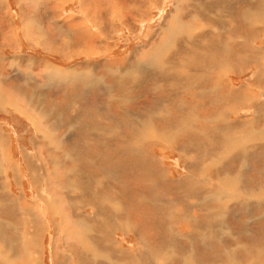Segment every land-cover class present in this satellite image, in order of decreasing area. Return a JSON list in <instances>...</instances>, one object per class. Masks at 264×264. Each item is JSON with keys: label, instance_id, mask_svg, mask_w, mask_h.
Masks as SVG:
<instances>
[{"label": "rangeland", "instance_id": "obj_1", "mask_svg": "<svg viewBox=\"0 0 264 264\" xmlns=\"http://www.w3.org/2000/svg\"><path fill=\"white\" fill-rule=\"evenodd\" d=\"M57 1L58 0H0V3H2L3 5V10L6 8L5 11L10 20L11 27H13L14 29V34H12L11 37L12 42L9 44L10 49L4 48V46L0 47L3 55V65L8 62L9 65H11L13 68L12 69L10 67H7L9 69H6L4 66H1V71H3V73L5 72L8 75V79H5L4 75L0 77V96L2 101L4 100L3 102L18 105L21 108V112L18 113L15 110L10 109V105H8V107H6L4 103V106L2 104L0 105V132L3 131V134H7L6 136L8 139H6V141L7 144L11 146L10 152L5 148L3 149L5 157L1 156L0 154V192L2 191V189L6 190V188H8L13 195V200L17 199V201L21 205L23 204V206H29L31 203L33 206L36 205L34 208H37L39 210L38 213L42 217L41 228L38 234L40 239L36 237L35 238L38 240L37 245L39 248V254L42 259V264H64V261L68 259L65 257L66 253L69 254L70 257H72L74 262H79L82 258V255L80 256V254H78V246L80 244L91 246V243L87 242L88 239L82 238L81 234L78 233L80 229L73 221L74 218L71 220V212L74 210V208H71L70 203V201L74 197V193L72 191V183L65 179V183L67 186L61 192L59 189L60 187H58L57 185L61 183V180L58 182L59 174L57 171L62 167V165L59 166L60 162L62 161V157L59 154L61 151L65 150V147L67 145V141H65L61 132V119L66 115H71V119L69 121L70 125H67V127H71L70 129H73V127H84L85 131H88L90 129L88 132L92 136H94L95 121L93 116L97 114L95 108L99 106V102H97L99 101V95L104 89L103 87H105V84L108 85L111 82L116 83L115 81L121 80L126 72H131V74L133 72L140 74H134L138 78H140L141 75L146 76L148 74V79H151V81H153L155 84H159V78L163 77V79L166 80V83L161 87L164 86L168 89L170 88L169 90L171 91L172 95H174L172 96V103L176 105V107H178L180 111L179 120L188 119V121L190 120V123H196V120L194 119V111H192L191 108L192 105L200 106L204 104L205 107H213L211 105L213 103L224 102L219 107L222 111L217 108L215 111H212L208 114L209 117L203 119L202 122L199 121L203 130L207 133V139L201 142L204 144L208 143L207 145L217 144V147L220 148L219 151L221 152L219 155L223 153L222 155L225 157L223 160H221V162L223 164H227L226 169L222 164L221 170L223 171H217L216 176H214L212 168H209L206 171L210 176V180L207 181L208 188L206 186V189L209 190L212 186H215L211 189L215 190V188L218 187L221 191H225V185H227L229 189H233L232 191L237 189V193H234L236 198L242 199V195L247 194L246 196L248 200L245 199L244 201L242 200L239 202L232 201L234 203L233 206H235L236 210L232 215L227 214L224 216L225 219L231 218L228 221L219 220V223L218 220L214 217V215L216 214H226L231 207L232 203H229L228 201H221L219 202V204H213L210 207V210L212 211L209 222L211 224L214 222L216 224L217 222V225L212 224L211 226L210 223L208 224L209 226L199 225L196 228L197 230H194L193 227H188V225L190 226V224L188 223L191 220L186 219V221L177 226L176 229L181 231L180 235L177 237V241L179 242L182 239V243L180 244H183L184 246L182 254L180 256V258L182 259L180 264H245L246 262H248L246 264H264V252H262L264 250V234H262L264 233V201H261L264 199L257 197L261 194L264 195V172L259 171L258 173L252 174V172L256 171L259 167V165L254 163L255 159L253 158V155L258 150L264 151V145H262L261 148L254 144L253 138L256 137V134L250 132L248 130L249 128L244 129L237 125L238 130L236 129V127H232V131H227L223 126H215V121L217 118L228 117V122L233 121L235 118L240 120L242 118H247L242 116H244L247 112L248 103L240 98L228 100L226 97H224V95H222L224 93L216 92L215 84L211 83V78L214 79V76L216 74L224 70L226 72L223 80L226 84L234 88H247V83L253 79L258 69L256 68V66H259V64L264 65V62L258 61V55H255L253 52L259 49L261 42L258 41L256 43V46H254L258 47V49L253 48L252 44H249L247 47L242 44L241 46L243 48H241L238 46L239 44L238 42H236V39L230 36L229 33L224 32L223 34L219 35L220 31L210 32L206 28V26H209L213 15L215 16V13H210V16V14L205 11L201 15L203 18L201 16L196 17V7H193V3H191L195 1V3L198 4L199 1L200 3H202L207 2L206 0H150L149 2H146V11L141 14L138 13L139 6L137 5V1L124 0L126 2L122 4L123 8H125V10L123 9V12L128 14L129 22L126 24L123 22L119 23L116 17H111L115 22V26L111 28L110 24L108 22H105L106 25L104 24V27L106 28L103 31L95 30L96 28L90 22L91 19L89 17L86 18L83 16L85 15V13H83V6L80 5L81 1L68 0L67 2H65L63 0H60V3L62 2L61 4ZM98 1H101V3L104 4H110L111 1L115 0ZM214 1L216 3L218 2L217 0ZM228 2H232V0L224 1V3L221 2L219 4H225ZM241 2L243 3V13L241 15L243 16L244 14V18L246 16H253V12L255 11L260 12V14H264V1L244 0ZM48 4L54 7L53 12L49 11ZM87 5L94 6L92 2H90V4L88 2ZM186 5L189 6L187 7ZM190 7L193 10H191ZM221 9L224 10V13H226V6L222 7ZM6 13H4L5 16L2 15V12L0 13V42L5 41V39L10 35V26L6 23L4 18L6 17ZM21 16L23 17V19ZM229 16L230 15L224 16L226 20L222 19L224 18L222 17V20L220 21L226 23L229 19ZM60 23H63L64 28H61ZM69 25H71V27ZM256 25L257 26H254L252 28L256 31L258 30V34L261 28H259L260 24ZM83 27H88V29L93 30V34H95V42L93 41V43L90 44H86L83 42V39L80 36V30H82ZM245 27L248 28L249 26L245 24ZM245 27H242L240 31L241 33H245V30H248ZM252 28L249 32V35L254 36L252 38H255L256 31H253ZM60 31L62 33H60ZM190 32L192 33V35H189ZM205 32L215 35V37H213L216 39V46L214 48H212V46L209 45V43L205 40V38H207ZM76 35L78 37H76ZM201 36L202 39L200 38ZM72 41L74 42L72 43ZM206 43L207 45H205ZM90 46H92L93 48ZM202 46H204L205 48H203L209 51V53L201 52ZM86 52L88 54H86ZM177 52H182L185 56L183 58L179 56L177 60L173 59V53ZM242 52L243 55H241ZM5 56H10V58H6ZM234 58H241V60L230 61V59ZM242 58H247L249 62H246ZM45 60L47 62H45ZM163 60L164 62L162 63ZM182 65L189 66V68H191V72L193 73V75L185 81H180L179 79L177 80L178 76L176 77V73L178 71H176L175 69ZM246 65H251L252 67H247ZM230 67L232 69H230ZM211 69L213 70L210 74L209 71ZM48 73L50 74V76ZM150 75L152 77H150ZM172 78L175 80H173ZM195 84H197L196 87H194ZM174 87L176 89H174ZM18 91L27 93L32 92V94H26L24 96ZM81 93L83 94V96ZM252 95H256V98L258 97V99H261L264 102V88H260L259 91L255 90V93ZM94 97L95 99L94 101H92ZM179 98L182 100H180ZM143 99L145 101L151 100V98L148 96L143 97ZM227 100L229 102H227ZM166 104L167 101L165 99H154V101L148 108L140 110L139 113L141 114H137L138 122L136 124H133L131 127L133 136L142 137L143 133L141 123L144 121V118L147 121L148 118L146 117V114L147 116L152 115L149 117H154L155 111L153 107L163 109ZM22 112H24L25 115ZM143 114H145V116ZM212 117H216L215 121H212ZM78 120L80 122H78ZM151 123L161 131L162 136L168 138V145L154 148L153 155L150 158H145L143 157L140 149H138L139 145H133L132 143L134 148L125 150L120 157L119 162L116 165L111 166L112 170L113 168H116V171L114 173H111L113 176H126L130 171H135L132 174H137L138 172H140V170L137 169L142 166H148V168H145L146 170H151L152 166H159L162 170H166L167 173L172 174L173 179H178L179 176L187 175V167L193 164H200V160L196 156V151L198 150L196 146H198V143H193L194 141H191L186 147L181 143L180 146L176 145V143L180 139V136L185 134L174 132L177 129H180L184 132L185 130H190L193 127L185 128V124L176 125L174 127L167 126L165 124L159 126L156 119H152ZM253 126L256 127L258 125ZM104 127L107 130L109 128V126H106L105 124L96 126L98 135L102 133V128ZM124 127L125 126L122 125L120 126V133H123ZM71 132L72 131L70 130L69 134ZM189 132L191 133V131ZM234 132H237L240 135H237V133ZM69 134L66 136V138L69 136ZM227 135L230 137V141L232 140V137H240L239 139H242L241 142L247 148L248 152H245V154L243 152L233 153L228 150V146L225 142V137H227ZM242 135L243 138H241ZM231 142H234V140ZM82 144V142L76 143L77 146H81ZM45 145L47 146L46 151ZM153 145L156 144L153 143ZM102 150L103 149H99L97 151V155L94 157L96 164L95 166H97L99 163L100 165H102L101 162L110 157V152L114 153L115 151H107L108 156H106L103 155L105 151ZM186 150L189 151L187 152ZM29 155L33 157L31 162L35 166L37 175L36 177L39 178L38 175L40 173H42L43 175V184L39 186L31 184L30 175L26 170L24 156ZM201 157V164L209 162L210 158H213L211 156H208L206 158L204 156ZM97 159H101V162L96 161ZM54 162L57 163V166L53 164ZM249 164L252 166H250ZM17 168L20 171L19 177L21 178V184L20 182H18L20 179L16 178L13 174L15 169ZM245 169L247 172L245 171ZM100 172L102 171L97 168L96 177H102V173ZM224 175H229L230 177H225ZM125 176H123L122 179H125ZM219 177L223 178L222 183H220V180L222 178L220 179ZM79 179L82 185L81 188L85 190V192L83 196L84 198H76V201L79 202V206L76 207V211L79 212V214L83 213V215L86 216L87 213L91 214V209L88 206L85 207V202H87L86 199L92 195L91 192L94 191V189H91L92 187H90L88 181H86V178L84 179L82 175ZM260 180H262V182ZM56 182L58 183L56 184ZM8 183L11 188L8 186ZM187 189L190 190L189 187ZM42 192L46 194L53 193V195H55L57 199L59 197L61 198L60 201H56V205L60 216L61 214L64 215L65 221L63 222L62 218L63 224L60 223L61 217L59 218L56 214H54V212L46 213L44 211L43 206H41L40 204L41 201L39 197H37V195L41 197V194H43ZM112 197L114 198H112L114 201L108 200L107 207H104L109 213L107 218L114 220V218L117 216L115 221L116 223L118 222V224H121L126 218H124L123 216V213L125 212L124 203L120 201L124 199L120 196L118 197L117 191H115V194L112 195ZM164 198L165 196L161 197L162 201L166 202V198ZM179 198L182 200V202L176 201L177 206L175 213H177V215L184 214L186 216H189V209L192 206L186 204L180 196ZM92 200L97 202L95 196L92 198ZM17 201L15 200L14 202L17 203ZM81 201L83 202V204ZM197 202H195L196 208L194 207L195 214H197L198 211L204 213L205 204L198 203V205ZM113 207L114 209H116L115 211ZM246 207H248L247 210ZM104 208L98 209L99 215L103 218L107 215ZM4 209L5 214L2 215L5 216V218L0 222V264H26V253L23 250L24 248L21 249V245L22 242L23 244H25L26 242H28V239L30 237L34 236L30 230V222H27L26 215H24L23 217L20 214H16L14 212L16 209L15 207L1 208L0 205V210L2 211ZM9 209L11 210V212L8 213ZM179 210H181L180 213H178ZM111 212L114 213L112 214ZM241 214L243 215V217ZM28 215H30L31 221L32 219H34V221L32 222H35L36 219L34 218V216L36 215L32 213H29ZM8 217H11V221ZM13 217H15V219ZM82 219L87 222L89 221L88 217L82 216ZM117 219L119 221H117ZM35 223H37V221ZM101 225L102 226L100 228V232H105L107 236H111V240L115 238V240H113V243L114 245H116L112 246L114 248L112 249L111 246H107L106 250L108 252L110 251L109 253L112 252L111 256L115 261H117V264H124V260L128 261V258L125 257L128 256V254L121 255V252L116 248L120 243L121 247L124 250H134L136 246H143L141 245L143 244V238H138V240L135 238L136 236L133 233L121 232V230L118 229L106 231L103 228V224ZM22 233H24V237ZM223 233L225 234L223 235ZM6 236L7 240L9 238L8 241L6 240ZM250 236H253L254 238H251ZM32 238L33 240L35 239L34 237ZM185 248L188 251H186ZM173 249H176V247L174 246ZM9 250L12 252H10ZM196 250L198 251L195 252ZM7 253L9 255H7ZM165 257L158 256L157 261H159L157 262V264H160ZM226 258H228L229 260ZM178 262L179 260L177 261V263Z\"/></svg>", "mask_w": 264, "mask_h": 264}, {"label": "bare ground", "instance_id": "obj_2", "mask_svg": "<svg viewBox=\"0 0 264 264\" xmlns=\"http://www.w3.org/2000/svg\"><path fill=\"white\" fill-rule=\"evenodd\" d=\"M132 1H137V5L139 6L138 13L141 14V13L146 11V9H147V7H146L147 3L146 2H149L150 0H132ZM206 1L207 2H202V3H200V1H199L198 4H196L195 1L191 2V3H193L192 6L196 7V10H195V12L197 13L196 17H200L205 11H207V13H209V14L210 13L212 14V12L215 13V16L213 15V18L211 20V23L210 24L208 23L209 26L205 25L206 28L210 32L211 31H220L219 35L223 34L224 32L229 33L230 36H232L236 39V42H238V44H239L238 46L241 48H243L241 46L242 44H244L246 47L249 44H252L253 48L258 49V47H254V46H256V43L258 41H260L261 45H260L259 49L255 50L253 52L255 55H258V61L259 62H264V14H260V12L255 11V12H253V16H246L244 18L243 17L244 14H243V16L241 15L243 13V3L241 1H244V0H232V2H228L225 4H219V3H221V2L224 3V1H230V0H217L218 1L217 3L214 0H206ZM248 1H264V0H248ZM57 2L60 3V1H57ZM88 2H89V4H90V2H92L94 4V6L87 5ZM125 2L126 1H124V0L123 1L115 0V1H111L110 4H104L98 0L97 1H95V0L94 1L81 0L80 5H82L83 6L82 8H84L83 13H85V15H83V16L86 18L89 17L91 19L90 22L96 28L95 30H97V31L102 30L103 31L106 28V27H104L105 22H108L110 24L111 28L115 26V22L112 20L111 17H116L117 21L119 23L123 22L126 24L129 22L128 14L123 12V9L125 10V8H123L122 4ZM227 5L230 7H228ZM48 6H49L48 7L49 11L53 12L54 7L50 4H48ZM129 6H130V3H129ZM224 6H226V13H224V10L221 9ZM192 8H191V10H193ZM5 10H6V8L3 10V13H6ZM9 11H10V9H9ZM211 14H210V16H211ZM184 15H186V14H184ZM192 15H194V14H192ZM205 15H206V13H205ZM226 15H230L227 22L225 23L223 21H220L222 19L226 20L224 17ZM222 17H224V18H222ZM22 19H23V17H22ZM5 21L10 26V28H9L10 29V35H9L10 38L8 37V40L11 43L12 42L11 37H12V34H14V29H13V27H11L10 20L7 16V13H6ZM245 24H247L249 27L248 28L245 27ZM256 24H260L259 28H261L259 30L258 34H257L258 30L256 31L255 29L252 28L254 26H257ZM60 25H61V28L62 27L64 28L63 23H60ZM69 26L71 27V25H69ZM84 26H87V25H84ZM243 26L246 29H248V30H245V33L240 32ZM251 28L253 31H256V35H255L256 37L255 38H252L254 36L249 35ZM65 31H66V29H65ZM60 33H62V32L60 31ZM63 33H64V31H63ZM238 33H239V36H238ZM205 34L207 37V38H205V40L209 43V45L212 46V48H214L216 46V39L213 38V37H215V35L210 34V33H206V32H205ZM94 35L95 34H93V30L88 29V27H83L82 30H80V36L83 39V42L86 44L87 43H89V44L93 43V41L95 40ZM189 35H192V33L190 32ZM76 37H78V36L76 35ZM200 38L202 39V36ZM105 39H107V38H105ZM192 39H193V37H192ZM237 39H239V40H237ZM74 40H75V36H74ZM73 42L74 41H72V43ZM227 43H229V42H227ZM205 45H207V43ZM92 46H90V47H92ZM203 47L204 46H202V48H201V52L209 53V51H207L206 49H204L205 47L204 48ZM175 48H176V46H175ZM181 51H182V49H181ZM87 52H86V54H88ZM173 55H174L173 59H175V60H177V58H179V56L181 58H183L185 56L182 52L173 53ZM241 55H243V52ZM242 59H244L246 62L248 61L247 58H242ZM187 60H189V59H187ZM235 60H241V58L230 59V61H235ZM45 62H47V61L45 60ZM163 62H164V60L162 61V63ZM179 62H181V61H179ZM36 66H38V65H36ZM110 66H111V64H110ZM246 66L248 67L251 65H246ZM256 68H258V69H257L253 79L250 80L247 83V85L245 84L247 87L245 89L241 88V87L240 88L239 87L238 88L230 87L228 84H226L223 80V77L225 76V72H226L224 70H223L224 72L220 71V73L216 74L214 76V79L211 78L212 79L211 83L215 84V91L216 92L224 93V94H222V93L221 94L224 95V97H226L228 100L240 98V99L245 100L248 103V105L246 104L248 106L247 112L245 113L244 116L241 115L242 117H247V118H242L241 120L235 118L233 121L228 122V120H227L228 117L217 118L215 121V118L217 117L216 116L215 118L212 117V121H215V126L216 125H219V127L223 126L224 128H226L227 131H232V127H236V129H237V125H239V127H242L244 129L249 128L248 130L250 132H253L254 134H256V137L253 138L254 144H256L257 146L262 148V145H264V104H263L264 102L261 99H258V97L256 98L255 97L256 95H252V94L255 93V90L259 91L260 88H264V65L259 64V66L257 65ZM230 69H232V68L230 67ZM230 69H228V70H230ZM14 70H16V69H14ZM156 70H157V68H156ZM175 70L178 71L176 73V77L178 76L177 80L179 79L180 81H185L186 79L190 78V76L193 75V73L191 72V68H189V66H187V65L179 66ZM212 70L213 69H211L209 71L210 74H211ZM148 71H149V69H148ZM54 72H55V70H54ZM101 72H103V71H101ZM150 72H148V73H150ZM172 73H173V71H172ZM134 74L140 75V74H137L134 72L132 74H131V72H126L121 80L115 81L116 83L111 82L108 85L105 84V87H103L104 89L102 90V92L99 95L100 96L99 101H97V102H99V106L95 108L97 111L96 112L97 114H95V116H93L94 121H95V125H94L95 126L94 127L95 134H94V136H92L88 132L90 129L88 131H85L84 127H80V128L73 127V129H70L71 127H67V125H70L69 121L71 119V115H66V116L62 117V119H61V123H60L61 132L63 134L65 141H67V145L65 147V150L61 151L59 154L62 157V161L60 162L59 166L62 165V167H61V169H58L57 171L59 174L58 182L61 180V183L57 184L58 182H56V184L58 185V187H60L59 189L61 192L67 186L65 183V179L72 183V191L74 193V197L72 198L70 203H71V208H74V210L71 212V220L74 218L73 221L75 222L76 226L80 229L78 231V233L81 234L82 238H87L88 239L87 242L91 243V246H86L84 244H80L78 246L79 247V249H78L79 253L78 254H80V256L82 255V258L79 262H74L72 257H70V255L66 253L65 257L68 259H66V261H64V264H117V261H115L113 259V257L111 256L112 252L109 253L110 251L108 252L106 250L107 246H111L112 249L114 248L112 246L116 245V244L114 245V243H113V240H115V238L113 240H111V236H107L105 232H102V231L100 232V228L102 226L101 224H103V228L106 231H112V230L118 229V230H121V232L133 233L136 236L135 237L136 239L143 238V244H141L143 246H136V248L134 250H128V249L124 250L121 247V243L116 247L117 250L121 252V255L128 254V256H125L126 258H128V261L124 260V264H157V262L159 261V260L157 261L158 256L159 257H163V256L165 257L166 256L160 264H178V263L180 264V262L182 260L180 258V256L182 254V250H183L184 246H183V244L182 245L180 244V243H182L181 242L182 239L179 242L177 241V237L180 235V232H181L180 230L176 229L177 226H179L181 223L186 221V219L191 220L188 223V224H190V226L188 225V227H193L194 230H197L196 228L199 225L207 226L210 223L209 220H210L211 211H212V210H210L211 205L219 204V202H221V201H228L229 203H232L231 207L228 205L230 208L226 214H224V215L223 214H216V215H214V217L218 220V222H219V220L220 221H222V220L228 221L231 218L225 219L224 216L227 214L232 215L233 212L236 210L235 206H233L234 203L232 201H235V202L238 201L239 202L242 200L244 201L245 199L248 200V198L246 196L247 194L242 195V197H241L242 199L236 198L234 193L236 192L237 189L232 191L233 189L232 190L229 189V187H227V185H225V188H226L225 191H221L218 187L215 188V190L214 189L212 190L211 188H213L215 186H212L209 190L206 189V186L208 188L207 181L210 180V176L208 175V172H206V171L209 168H212L214 176H216L217 171L222 169L223 163L221 162V160H223L225 157L222 155L223 153L221 155H219L221 152L219 151L220 148L217 147L218 146L217 144L207 145L208 143L204 144L201 142V141H204L207 139V133L201 127L200 122H202L203 119L209 117L208 114L210 112L215 111L217 108L220 109L219 108L220 105L224 102L213 103V104H211L213 107H210V106L205 107L204 104H202L200 106L199 105H194V106L192 105L191 108H192V111H194V119L196 120L195 121L196 123L193 122L194 124L190 123L189 122L190 120L188 121V119L179 120V115H180L179 112L180 111H179L178 107H176V105H174L172 103V96H174V95H172L171 91L169 90L170 88L168 89L164 86L161 87L162 85H165L166 80L163 79V77H161V78H159L160 79L159 84H155L153 81H151V79H148L147 73H146L147 74L146 76L141 75L140 78H138ZM3 75L5 76L4 73H3ZM174 75H171V76H174ZM49 76H50V74H49ZM150 77H152V76L150 75ZM200 77H201V75H200ZM157 78H158V76H157ZM173 80H175V79H173ZM48 81H51V80H48ZM100 82H102V81H100ZM157 83H158V81H157ZM196 86H197V84H195L194 87H196ZM174 89H176V88L174 87ZM184 90H185V88H184ZM18 92L20 94H23L24 96L26 94H32V92H28V93L23 92V91H18ZM188 93H189V91H188ZM262 94H263V92H262ZM75 96H77V95H75ZM82 96H83V94H82ZM145 96L150 97L151 100L145 101L143 99V97H145ZM94 99H95V97L92 99V101H94ZM154 99L155 100L165 99L167 101V104L164 106L163 109L158 108V107H153L154 111H155L154 112L155 116L149 117L152 115L148 114L149 116H147V114H146V117L148 118L147 121L144 118L143 119L144 121L141 123L143 136L142 137L141 136H133L132 131H131V127L133 124H136L138 122L137 114L139 113L140 110H144L145 108H148L151 105V103L154 101ZM180 100H182V99H180ZM228 100H227V102H229ZM3 101L0 98V105L1 104L3 105V103H4L5 106L10 105V109L15 110L18 113L21 112V108L18 105L9 104L8 102H3ZM232 103H234V102H232ZM93 105H94V103H93ZM177 105H179V104H177ZM50 107H52V106H50ZM240 107H241V105H240ZM89 112H90V110H89ZM22 113L24 114V112H22ZM43 113H46V112H43ZM139 114H141V113H139ZM143 115L145 116V114H143ZM172 118H173V120H172ZM152 119H156L157 124L159 126H161L162 124H165L167 126H173L174 127L176 125L185 124L186 125L185 128L186 127L187 128L193 127L192 129L185 130L184 132L180 129H177L174 132V133L185 134V135L180 136V139L176 143V145L180 146V143H181L182 145H184L186 147L191 141H194L193 143H198V146H196V148L198 149L196 151V156L200 160V164H193V165H190L189 167H187L186 168L187 169V175L186 176L185 175L179 176L178 179H173L172 174L167 173L166 170H162L161 167H159V166H156V167L152 166L151 167L152 171L145 169V168H148V166H142V167L137 169V170H140V172H138L137 174H132L135 171H130L127 173L126 176L125 175L113 176L111 173H114L116 171V168H113V170H112L111 166L116 165L119 162L120 157L122 156V154L125 150H127L129 148H134L133 145H139L138 149H140L143 157H145V158H150L153 155L154 148H158V147H162L164 145H168V142H169L168 138L161 135V131L159 129H157L151 123ZM229 119H232V118H229ZM78 122H80V121L78 120ZM102 124L109 126V128H108V130L105 127L102 128V133L98 135V131L96 130V126L102 125ZM121 125L125 126L123 129V133H120V129H121L120 126ZM253 125H255V126L258 125V126L254 127ZM70 130L72 132L69 134ZM132 130H133V128H132ZM189 131H191V133ZM2 132H0V138H1L0 144H2V147H1L2 154L5 156L3 149L5 148L10 152L11 146L7 144V141H6V139H8L6 136L7 134H3ZM234 133H237V132H234ZM37 134H39V133H37ZM68 134H69V136L66 138V136ZM237 135H240V134L237 133ZM210 136H211V134H210ZM211 138H213V137H211ZM239 138H233L232 137L231 141L234 140V142H231L230 137L227 135V137H225V142L228 146V150H230L231 152H233V153L243 152L245 154V152H248L247 148L241 142L242 139H239ZM241 138H243V135L241 136ZM80 142H82L83 144L81 146H77L76 143H80ZM208 142H209V140H208ZM247 142H249V141H247ZM132 143H133V145H132ZM153 143H155L156 145H153ZM46 147L47 146L45 145V151H46ZM222 147H223V145H222ZM99 149H103L102 151L106 152V153L104 152L103 155H106V156H108L107 151H110V150H115V151H114V153L110 152V157L103 162H101V159H97L96 161L101 162L102 165H100V163H99L97 166H95L96 164H95L94 157L97 155V153H98L97 151ZM186 151L188 152L189 150H186ZM222 151H223V149H222ZM21 152H22V150H21ZM24 152H26V151H24ZM24 152H23V154H24ZM76 152H79V153H76ZM79 154H80V156H79ZM201 156H204L205 158L208 156H211L213 158H210L209 162L201 164V162H202L201 158H203ZM245 157H247V156H245ZM24 158H25V162H24V160H23V162L25 163L26 170L30 175L31 184L32 185L34 184L35 186H39V185L43 184L44 180H43L42 173H40L38 175L39 178L36 177L37 176L36 175V169H35L34 164L31 162L33 157L29 155V156H24ZM253 158L255 159L254 163L259 165V167L257 168L256 171H253L252 174L258 173L259 171L264 172V151L258 150L253 155ZM251 160H252V158H251ZM251 162H253V161H251ZM53 164L57 166L56 162H54ZM102 166H104V167H102ZM250 166H252V165H250ZM223 167L226 169L227 164H223ZM97 168H99V170L102 171V172H100V173H102V175H101L102 177H100V178L96 177ZM143 169H145V170H143ZM221 171H223V170H221ZM245 171H246V169H245ZM233 172H234V170H233ZM81 175L84 177V179L86 178V181H88V184L90 185V187H92L91 189H94V191L91 192L92 195L86 199L87 200V202H85L86 205L84 204L85 207L88 206L91 209V214L87 213L86 216L83 215V213L79 214V212L76 211V207L79 206V202L76 201V198L77 197L84 198L83 196H84V192H85V190H83L81 188L82 185H81L80 179H79L81 177ZM14 176L16 178L20 179L18 182H20V184H21V178L19 177L20 171L18 168L15 169ZM123 176H125L126 178L122 179ZM225 177H230V176L226 175ZM172 180H173V182H172ZM222 180H223V178L220 180V183H222ZM237 181H239V180H237ZM260 181L262 182V180H260ZM188 187L190 188V190L187 189ZM115 191L118 192V197L120 196L121 198L124 199V200H120V201L122 203H124L125 212L123 213V216H124V218L125 217L126 218H125V220H123L124 222L121 224H118V222L116 223L115 219L117 218V216L114 218V220L107 218L109 213L105 209L108 205V200L114 201L113 200L114 198L112 197V195L115 194ZM94 196L96 197L97 202L92 200V198ZM162 196H165L166 199L165 198L164 199L166 200V202L162 201V199H161ZM179 196L184 200V202L186 204H189L192 206L189 209V216H186L184 214L177 215V213H175L176 206H177L176 201L182 202V200L179 198ZM37 197H39V199L41 201L40 204H41V206H43V209L46 213H49V212L53 213L54 212V214H56L59 218L61 217L60 223H62V218H63V222L65 221L64 215L61 214V216H60L59 211L57 210L56 201L57 200L60 201V199H61L60 197L57 199V197L55 195H53V193H48V194L43 193V194H41V197L38 195H37ZM257 197L264 199V195H262V194L258 195ZM12 198H13V195L11 194V192L8 191L7 188H6V190L2 189V191L0 192L1 208H14L15 207L16 209L14 212L16 214H20L23 217H24V215H26L27 222H30L29 224H30V228H31L30 229L31 233H33V235H34L32 237H34V238L36 237V238L40 239L38 234H39V230L41 228L42 217L38 213L39 210L37 208H34L36 205L33 206L30 203L29 206H23V204H22L21 208L17 209V204L19 205L20 203L15 198L14 199L17 201V203L14 202L15 200H13ZM253 199H255V198H253ZM261 201H264V200H261ZM195 202H197V204L198 203L205 204L204 213L198 211V213L195 214V211H194V207L196 208ZM82 204H83V202H82ZM116 207H117V205H116ZM120 207H122V206H120ZM100 208H104V210H106L107 215L106 216L104 215L105 216L104 218L99 215L98 209H100ZM113 209H114V207H113ZM247 209H248V207H246V210ZM115 210L116 209H114V211ZM249 211H251V210H249ZM9 212H11L10 209L8 210V213ZM180 212H181V210L178 211V213H180ZM29 213L36 215V216H34V218L36 219L35 222L37 221V223L32 222V221H34V219H32V221H31V217H30V215H28ZM2 214H5V209L2 211L0 210V222L2 221V219L5 218V216H3ZM120 214H121V212H120ZM247 215H248V213H247ZM82 216L88 217L89 221L87 222L84 219H82ZM229 216H228V218H229ZM242 217H243V215H242ZM10 218H9V220H10ZM13 218L15 219V217H13ZM118 219H117V221H119ZM211 219H212V217H211ZM212 221H213V219H212ZM13 222H11V223H13ZM23 223H24V221H23ZM212 224H215V222ZM212 224H211V226H212ZM215 225H217V222ZM23 230H24V227H23ZM209 232H211V231H209ZM229 233H231V232H229ZM23 234L24 233H22V235ZM199 234H197V235H199ZM201 234H203V233H201ZM224 234L225 233H223V235ZM262 234H264V233H262ZM7 236H6V240H7ZM225 236H227V235H225ZM23 237H24V235H23ZM32 237H30L28 239V242H26L25 244H23V242H22V245H21V249L24 248L23 250L26 253V264L27 263L28 264H42V261H41L42 259H41V256L39 254V250H38L39 248L37 245L38 240L36 238L33 240ZM195 237H196V235H195ZM185 238H187V237H185ZM8 240H9V238H8ZM26 240H27V238H26ZM223 240H224V238H223ZM22 241H24V240H22ZM246 243H247V241H246ZM137 244H138V241H137ZM174 246L176 247V249H173ZM4 248H5V246H4ZM185 250L188 251L186 248H185ZM197 251L198 250H196L195 252H197ZM206 251H207V249H206ZM10 252H12V251H10ZM253 252H254V250H253ZM262 252H264V250ZM72 254H74V253H72ZM162 254H163V256H162ZM7 255H9V254L7 253ZM250 255H251V253H250ZM65 257H64V259H65ZM211 258H212V256H211ZM260 258H262V257H260ZM226 259H228V258H226ZM178 260H179V262L177 263ZM192 261H193V259H192ZM200 261H202V260H200ZM233 261H235V260H233ZM233 261H230V262H233ZM56 262H58V261H56ZM246 263H248V262H246Z\"/></svg>", "mask_w": 264, "mask_h": 264}, {"label": "crops", "instance_id": "obj_3", "mask_svg": "<svg viewBox=\"0 0 264 264\" xmlns=\"http://www.w3.org/2000/svg\"><path fill=\"white\" fill-rule=\"evenodd\" d=\"M51 1H53V0H51ZM58 1H60V0H58ZM63 1H65V2H67L68 0H63ZM79 1H81V0H79ZM90 1H94V0H90ZM95 1H97V0H95ZM107 1H109V0H107ZM2 7V8H1ZM0 13L2 12V15H4L5 16V14L3 13V5H2V3H0ZM5 19H6V17H4ZM0 20H1V16H0ZM7 25V24H6ZM8 42H7V41ZM9 44H10V42H9V40H8V37L5 39V41H2V42H0V47H2V46H4V48H7V49H10L9 48ZM2 57H3V55H2V50L0 49V77H2V75H3V71H1V66H4L6 69H9V68H7V67H11L12 68V66L11 65H9V63L7 62V63H5V65H3V61H2ZM6 58H10V56H5ZM8 64V65H7ZM4 74H5V79H8V75L4 72ZM0 98H1V96H0ZM6 107H8V106H6ZM5 108V107H4ZM0 140H1V138H0ZM1 147H2V144H0V154H1V156H3V157H5L3 154H2V151H1ZM14 174V173H13ZM8 186H9V183H8ZM10 187V186H9ZM11 188V187H10ZM8 189V188H7ZM8 191L10 192V190L8 189ZM12 194V193H11ZM21 204H19V205H17V209H20L21 208ZM20 213V212H19Z\"/></svg>", "mask_w": 264, "mask_h": 264}]
</instances>
